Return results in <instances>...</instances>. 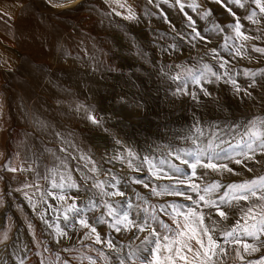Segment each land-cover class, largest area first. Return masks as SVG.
I'll list each match as a JSON object with an SVG mask.
<instances>
[{"label":"rangeland","instance_id":"rangeland-1","mask_svg":"<svg viewBox=\"0 0 264 264\" xmlns=\"http://www.w3.org/2000/svg\"><path fill=\"white\" fill-rule=\"evenodd\" d=\"M121 4L125 6L120 7ZM65 5L68 6L63 7ZM253 11L257 14L253 18L257 23L247 19ZM130 15L135 18L129 19ZM237 19L242 26L240 31L249 39L237 36L234 30ZM89 26H94L96 31H89ZM196 32L206 39L194 38ZM46 34L55 42V51L44 54L42 58L46 64H39L27 49L32 45V39L42 41ZM255 48L264 49V15L252 0H0V241H3L0 249L10 248L7 253L12 260L18 254L23 257L32 252L30 228L23 219V215H27L33 229L41 235L39 248L33 252L35 264H41V261L52 264L56 253L61 260L68 259L70 264L80 261L88 264L87 259H80L85 256H91L96 264H101L99 253L109 252L114 264H119L117 257L123 258L125 264H133L136 257H130V252L151 258L153 245L144 244L140 250L132 240L124 239L108 251L107 244L85 243L77 234L62 242L51 238L56 225L53 218L44 226L37 225L36 214L50 215L44 211V203L46 200L54 203L55 198H46L45 191L42 204L36 199L37 192L24 188L14 176L19 167L46 171L50 158L63 159L62 153L58 152L59 141L46 142V138L62 136L61 128L54 125L51 117L61 120L77 117L82 126L97 133L104 158L86 157L80 147L76 162L88 191L87 179L90 180L91 175L86 167L89 163L95 165L96 180L115 177L131 184L123 191V197L112 199L117 210L130 208L135 198L143 197L147 203L155 200L151 189L174 185L177 176L191 178L203 187L214 181L226 186L264 175V155L257 153L254 161L245 160L251 172L225 158L222 149L234 159L243 160V157L237 158L230 147L234 145L230 135L219 129L225 117L229 118L227 122L235 117L237 125H244L255 116H264V52L255 51ZM205 66L216 75L207 72ZM61 67L87 69V73L80 72V76L74 77L78 83L71 85L57 72ZM201 73L204 75L200 83H194L193 75L200 76ZM177 76L180 79H173ZM231 80L236 81L242 94H236L240 92ZM253 83L255 86L249 87ZM22 84L34 91L30 102L24 97ZM95 85L100 87L99 91L91 96V87ZM135 85H138L136 93L142 97V102H153L160 111L136 113L132 117L124 114L121 98L126 91L132 92ZM180 88L184 91H178ZM203 90L210 95H204ZM213 103H219L222 120L215 117L212 120L216 121H212L209 109H201ZM131 104L138 105L137 102ZM89 115L100 120L101 126L93 124ZM175 117H183L189 123L183 126L181 122V128L177 129L179 119ZM211 122L219 125L213 129L215 136L211 140L219 145L215 151L220 157L213 162L227 164L239 175L198 166L196 176H192L190 166L182 164L175 155H167L170 150L182 148L194 152L198 147H206L210 132L205 128ZM196 128L205 134L199 135ZM235 129L241 135L245 131L243 127ZM187 136L191 139H186ZM31 137H35L34 142ZM23 142L26 155L18 148ZM137 145L142 147L143 155L137 154ZM181 155L189 164L194 162L192 156ZM145 157L164 169L160 175L164 177L167 173L173 179H156ZM164 158L181 167L182 173H173L167 164L161 165L160 160ZM203 159L207 163V157ZM129 160L140 170H132ZM11 168L16 171H10ZM131 180L134 183L142 180L149 187L140 189ZM179 190L197 198L186 185H179ZM224 190L221 188L216 195ZM27 198H30L28 204ZM172 203L192 206L190 201L177 196ZM32 206L35 214L29 212ZM222 207L230 216L226 225H232L237 219L236 210L227 205ZM164 215L160 221L174 228L171 218ZM72 223L76 221L72 219L66 225ZM6 224H9V231L5 241ZM226 225L221 222V227ZM132 232L140 234L136 229ZM159 232L164 234L165 230L159 227ZM24 250L25 254L22 253Z\"/></svg>","mask_w":264,"mask_h":264},{"label":"snow or ice","instance_id":"snow-or-ice-1","mask_svg":"<svg viewBox=\"0 0 264 264\" xmlns=\"http://www.w3.org/2000/svg\"><path fill=\"white\" fill-rule=\"evenodd\" d=\"M69 2H71V0H69ZM237 2H239V0H237ZM252 2L259 9L260 14L264 15V0H252ZM124 6L123 4L120 5V7ZM233 15H235V13H233ZM256 15V12L253 11L247 19L252 20L253 23H257L258 21L253 19ZM128 18L134 19L135 17L130 15ZM241 27L239 19H237L234 25L237 36L244 40L249 39V37L245 36L244 33L240 31ZM193 31H195V29H193ZM194 38H199L200 40L206 39L199 32H196ZM254 50L264 52V49L261 48H255ZM212 51L215 52V49H212ZM221 66L223 67V65ZM205 68L207 72H210L214 76L216 75L212 72L211 68L207 66H205ZM189 75H192L190 70ZM203 75V73H201L200 76L193 75L194 83L199 84ZM251 75L255 76L256 74L252 73ZM219 78L220 77H217V79ZM173 79H180V77H173ZM231 83L237 92L242 91L235 80H231ZM254 86L255 83L249 85V87ZM178 91H184V89L180 88ZM203 91L204 95H210L207 90ZM192 95L195 99V94ZM247 95H251V93H247ZM88 119L93 124L101 126V121L97 120L95 116L89 115ZM237 127H243L245 131L241 135V138L237 140L234 145H230V147L235 153V156L243 157V160L234 159L233 155L228 153L226 149H222V151L226 154L225 158L237 165H243L247 171L251 172L252 169L249 168L244 161H254L257 153L264 155V116H255L244 125H237ZM196 133L201 136L204 134L200 128H196ZM213 135L215 136V134ZM185 138L191 139V136ZM192 142L193 144L196 143L195 140ZM117 143H119V141H117ZM218 147V144H214L213 140H210L206 147H198L194 152L181 148L170 150L167 155H175V158L182 164L190 166L192 169V176H196L195 170L198 166L215 172L222 173L227 171L234 175H239L234 169L229 168L227 164H217L213 162L220 157V153L215 151ZM237 149H239V151H237ZM181 154H183V156H192L194 162L189 164V161L183 159ZM129 155L132 156L133 154L129 152ZM205 156L207 157V163H205L203 159ZM116 159L122 160L123 158L116 157ZM145 162L149 165V170L152 175L157 179H161L162 177L160 174L164 172V169L153 164L147 157H145ZM128 164L129 167L132 166L131 160L128 161ZM160 164H167L168 168L173 173H182L181 167L171 163L167 158L161 159ZM9 170L16 171L15 168ZM139 170V168L136 169V171ZM90 171L96 172L97 170L93 167ZM163 178L172 180L173 176L165 173ZM61 179L63 180V177ZM68 179L71 181L70 176ZM113 179L115 180V177H113ZM175 179L176 184L174 185H162L159 191H157L156 188L151 189L152 193L157 196L171 195L183 197L185 200L191 202L192 206L188 207L176 203L160 205L159 211L171 218L172 223L175 225L174 228L158 220L155 208H153L151 212L147 208L142 209L152 221H155L159 227L165 230L164 234L158 232L157 229L148 222V219L141 217L139 213H137L136 218H130L128 212L120 214L111 203L104 201L103 206L107 209V215L115 217L114 223L110 224L109 227L114 228L116 232H120L122 227L126 231L136 229L141 233L146 230L149 232V236H145L143 242L147 245H153L150 249L151 258H142L137 256L136 252H130V257H136L133 264H224L223 258L228 255L226 246H235L233 249L235 256L242 264H264V255H261L259 259L246 260V256H253L264 249V175L246 179L241 182L229 183L226 186L222 185L219 181H214L201 187V185L192 181L191 178L181 179L177 176ZM135 183L143 184L145 188L149 187V185L142 180H136ZM118 184L119 181H116V183L110 185L111 188L117 189L116 191H104L103 182H97L93 184L92 187L97 188L101 196L123 197L125 193L117 188ZM179 185H186L191 192L196 194L197 198L194 199L192 195L179 190ZM52 187L63 188L65 185L63 183L57 184L53 182ZM67 187L78 188V185L74 181H71L68 183ZM221 188L225 190L222 194L217 196L216 194L220 192ZM48 194L52 195V193ZM54 198H58L60 201L66 200L64 195ZM141 199H143V197H141ZM88 200L91 205L90 210L99 207L92 197H88ZM241 202L244 203L242 204ZM224 205L236 210L234 215L238 218L235 219L232 225H226L230 216L222 207ZM205 208L209 211H203ZM70 213L78 217V223L82 228L90 229V232L84 234V239H89L94 234V242L102 243L97 228L89 223L86 216L81 215V209L77 207L75 202L68 204L65 208L63 216L65 221H70L72 219V216L69 215ZM214 216H218L219 219H214ZM222 221L225 222V227H221ZM95 223L101 224L107 223V221L104 219L103 214H101V216L95 217ZM57 233L61 237L67 236V233L59 227H57ZM149 237H151V239ZM7 239L8 236L5 234L4 240L6 241ZM249 240L254 241V243H249ZM57 243H59V241H57ZM106 244L110 249L115 248L111 240L106 241ZM64 251L67 252L69 249H64ZM99 255L103 256L104 254L99 253ZM104 258L107 260L106 256ZM80 259H87L88 264H96V261L91 256L81 257ZM117 259L119 260V264H125L123 258L117 257ZM4 264H7V261H5ZM19 264H24V260L21 259ZM41 264H44V261H41ZM52 264H70V262L68 259L61 260L59 253H56L54 254Z\"/></svg>","mask_w":264,"mask_h":264},{"label":"bare ground","instance_id":"bare-ground-1","mask_svg":"<svg viewBox=\"0 0 264 264\" xmlns=\"http://www.w3.org/2000/svg\"><path fill=\"white\" fill-rule=\"evenodd\" d=\"M67 6L68 5H65L63 7H67ZM88 28L89 31L92 32L96 31L94 26H89ZM48 35L49 34H46V36L42 38V41L41 40L36 41L32 39V45H30V47H28L27 49V53L30 54V56L39 64L41 63L46 64V61L42 58L44 54L55 51V42L50 37H48ZM57 72H59L63 76V79H65L69 84L76 85L78 81L74 77L78 75L80 76L81 74L80 72L87 73V69L82 70L79 68L61 67L57 69ZM93 76L97 78L96 77L97 75H93ZM22 86H23L22 89H23L24 97L27 101L30 102L31 99L33 98L34 91L31 90V88L27 84H22ZM99 88L100 87L98 85L91 87L90 95L94 96L99 91ZM132 89H133L132 92L126 91L127 93L126 92L123 93V98H121L124 108L123 111L126 116L132 117L135 116L136 113L151 112L153 110L160 111L158 110V107L153 104V102L152 103L142 102V97L138 95V92L136 93V90L138 89V85H135L134 87H132ZM100 94L101 93H99L98 95ZM113 94H117V92L113 91ZM236 94L240 95L242 94V92ZM117 95H120V93ZM131 102L132 103L137 102L138 105L132 106L133 104H131ZM30 108L31 109L33 108L32 103H30ZM201 109H203L204 111H207L209 109L208 114L211 120L214 119L215 117L221 120L223 118L220 115L221 113L219 111L220 110L219 103L218 104L213 103L206 108L201 107ZM165 110L167 111V109ZM175 118L179 119L178 120L179 125L177 129L181 128L182 126L181 122H183V126L189 123L185 121L183 117H175ZM51 120L55 126L59 125V127L61 128L62 136L54 137V138L50 136L52 139L46 138V142H50V141L52 142L53 140L59 141L60 147L58 148L59 149L58 152L62 153L63 159L56 160L50 158L49 156L50 160L46 164V171L42 169H38L36 171L34 169L28 168L27 166H24V167H19L17 169V174L14 176L18 181V183L23 185L24 188L35 190L37 192L36 199H40L39 201H41V203L44 196L43 193L45 191L47 192L46 198L59 197L60 195H64L66 197L65 201H60L58 198H55L54 203H49L46 200V202L44 203V207H45L44 211L45 212L47 211L51 214L48 216H46V214H43L46 217H42L40 213H37L36 214L37 225L44 226L45 223L50 218H53L56 220V225H55V234L53 236H50L51 238H55L56 240L62 242V241H67L72 235L77 234L79 235L80 240H82L83 242L95 243L94 234L91 236V238L84 239V234L90 232V229L82 228L78 223V217L76 215L70 213L69 215L72 216V219L75 220L76 223H72L70 224V226L66 225L67 221H65L63 218L64 210L68 204L75 202L77 204V207L81 209V215L86 216L88 218L89 223L97 228V231L99 232L102 241V243L99 244H103V243L106 244V241L111 240L112 244L115 246L118 245L117 243H121L124 239H130L132 240V243H134V245L136 244V246H138V248L141 250V248L145 244L143 242L144 237L149 236V232L146 230L145 232L142 233L140 232L139 234V233H134L132 231H126L123 229V227L121 228L120 232H116L114 228L109 227L110 224L114 223L115 217L108 216L107 209L104 208L103 205H104V201H108L109 203L114 205V202L112 200L114 199V197L100 196L99 190L97 188L92 187V185L97 182H103L105 189L104 191H116L117 189L111 188L110 185L116 183V181L118 180L116 178L114 180L112 177L109 178L104 177L101 178L100 180H96V173L90 171V169H92L95 165L94 163H89V165H87L86 168L89 174L91 175L90 177L91 179L90 180L87 179L88 180L87 182L89 183L90 191H88V189L83 185V183H85L86 181L85 178L82 177L81 173H79L78 162H76V159L78 158V156H80V154L78 153L77 149L81 147L82 154H84L86 157H95V155H97L98 157L101 156L102 158H104V153L98 144L99 140L96 135L97 133L94 130L92 132L87 127L82 126L80 119L77 117H70L64 120H61L60 118L56 119L55 117H51ZM228 120L229 118L225 117L222 121L223 124L219 129L220 130L223 129L227 133V135H230L231 140H233L232 144H235L237 140L241 138V134H239L237 129H235L237 127L238 121L235 117L230 122H227ZM173 121L175 122V119ZM212 121L215 122L216 120H212ZM170 122H172V119H170ZM201 122L203 124V118H201ZM217 125H218L217 123L212 124L211 122L206 126V128L201 127L202 129L203 128L209 129L210 140L213 139V133H214L213 129H216ZM30 140L31 142H34L33 140H35V137H31ZM23 144L25 143L23 142L20 146H18V148L23 152L22 154H25L26 147ZM135 150L137 154L142 153L141 155H143L144 151L142 150V147L140 145H137ZM236 157L241 158L240 156H236ZM21 158L22 156H20V159ZM244 162L246 163V161ZM132 167L134 168L132 169L134 171L136 170V168H139V166L136 164H132ZM69 176L71 177V181H74L78 185V188L67 187L68 183L71 182L68 179ZM62 177L63 180L61 179ZM161 177L163 178L162 175ZM53 182L57 184L63 183L65 187L53 188L52 187ZM131 182L134 183L133 180H131ZM134 184L138 186L140 189L145 188L143 184H137V183ZM130 186L131 184L128 182L119 181L117 188L121 191H124L125 189H128ZM156 189L157 191L160 190L158 188ZM52 190H54L55 192L53 193ZM87 191L88 193H86ZM48 193H52V195H49ZM88 197H92V199L95 200V202L97 203V205H99V207L90 210L91 205L89 204ZM173 198L174 196L171 195L157 196L153 194V199L155 200H151L149 203H147L146 200L144 199L135 198L130 208L122 209V210L118 209L117 212L120 214H122L123 212H128L130 218H136L137 213H139L141 217L148 219V222L153 225L156 222L152 221L151 218L148 217L147 214L142 211V209L147 208L151 212L152 209L155 208L156 216L158 220H160L162 218H165L164 213L159 211L160 205L172 204ZM29 199L30 198H27V204L29 202ZM22 203L25 204L24 201H22ZM19 210H21V208H19ZM35 211L36 210L33 206L29 210L31 214L32 213L35 214L36 213ZM101 214H103V217L107 221V223L96 224L95 217H99L101 216ZM40 217L43 218V220H41ZM23 219L25 224H27L30 228V235L32 238V242H31L32 252H30L28 256H23V257L22 255L18 256L19 255L18 254L16 255L17 258L15 260H12V258L7 253L8 251H10V248L8 250H5V248L0 249V264H4V262L8 259H10V261H8L7 264L10 262H13V264H19L21 259L24 260V264H35L36 259L33 256V252L39 248V245L41 243V235L39 234L38 231H35V228L33 229L27 215H23ZM57 227L65 231L67 233V236L61 237L57 233ZM44 228L46 229V227ZM154 228H156L157 231L159 232V225H156ZM4 230L6 234H8L9 224H6L4 226ZM149 238L151 239V237ZM107 249L108 251L110 250V248L108 247ZM25 250L22 251L23 254H25ZM103 254L104 255L101 256V264H114L110 252ZM105 256L107 257V260H105L104 258ZM78 264H82V262L80 261Z\"/></svg>","mask_w":264,"mask_h":264},{"label":"crops","instance_id":"crops-1","mask_svg":"<svg viewBox=\"0 0 264 264\" xmlns=\"http://www.w3.org/2000/svg\"><path fill=\"white\" fill-rule=\"evenodd\" d=\"M238 218V217H237ZM249 243H254V241L249 240ZM228 250V255L224 257V264H242V262L235 256L234 247L235 246H226ZM242 251V250H241ZM261 255H264V249L260 253H256L253 256H246V260H255L259 259Z\"/></svg>","mask_w":264,"mask_h":264}]
</instances>
